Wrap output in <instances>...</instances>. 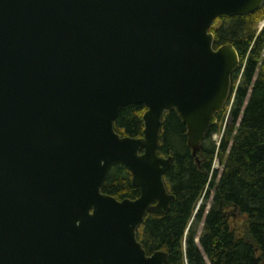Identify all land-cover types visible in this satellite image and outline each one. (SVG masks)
Returning a JSON list of instances; mask_svg holds the SVG:
<instances>
[{
  "label": "water",
  "instance_id": "water-1",
  "mask_svg": "<svg viewBox=\"0 0 264 264\" xmlns=\"http://www.w3.org/2000/svg\"><path fill=\"white\" fill-rule=\"evenodd\" d=\"M263 3L0 0V264H164L136 237L174 200L172 156L157 152L163 115L178 114L198 162L239 65L210 29ZM130 104L146 107L138 138L114 129ZM115 165L137 198L101 191Z\"/></svg>",
  "mask_w": 264,
  "mask_h": 264
},
{
  "label": "trees",
  "instance_id": "trees-1",
  "mask_svg": "<svg viewBox=\"0 0 264 264\" xmlns=\"http://www.w3.org/2000/svg\"><path fill=\"white\" fill-rule=\"evenodd\" d=\"M263 19L264 3L247 15L220 16L210 29L214 48L233 46L239 65L231 75L229 121L224 125L225 106L201 142L198 162L178 114L171 110L163 115L157 152L172 156L163 180L174 200L165 214H147L136 237L147 254L166 252L164 264H264V27L257 29ZM145 111L142 104L123 107L115 131L141 137ZM215 133L220 134L217 146L211 140ZM215 160L222 166L219 177ZM101 191L118 200L139 196L131 173L121 165L109 170ZM202 217L198 246L194 238Z\"/></svg>",
  "mask_w": 264,
  "mask_h": 264
},
{
  "label": "rangeland",
  "instance_id": "rangeland-1",
  "mask_svg": "<svg viewBox=\"0 0 264 264\" xmlns=\"http://www.w3.org/2000/svg\"><path fill=\"white\" fill-rule=\"evenodd\" d=\"M263 27H264V19L261 22L258 23L257 29L260 31ZM232 98H233V93H232V96H231L230 101L229 102L227 101L226 104L224 105V108L226 106V109H225V112H224V121H223L224 122V125H226V122L229 121V119H228V117H229V115H228V113H229L228 112V109L230 108ZM211 140L217 146L219 144V141H220V134L219 133L212 134ZM213 167L217 171V173H218L217 176L219 177V174H220V171L222 169V166L219 164L218 160H215L213 162ZM212 197H213V191L210 192V196H209L208 200L204 203L205 204L204 214H205V212L207 211V209H208V207L210 205V202L212 200ZM202 201H201V203H202ZM202 227H203V217L200 220V222H198V225L196 227V232H195L194 241H195V243L198 246H199V244H198V237H199V235H200V233L202 231Z\"/></svg>",
  "mask_w": 264,
  "mask_h": 264
},
{
  "label": "flooded vegetation",
  "instance_id": "flooded-vegetation-1",
  "mask_svg": "<svg viewBox=\"0 0 264 264\" xmlns=\"http://www.w3.org/2000/svg\"><path fill=\"white\" fill-rule=\"evenodd\" d=\"M153 253V252H152ZM152 253H150V254H152ZM150 254H147V255H150Z\"/></svg>",
  "mask_w": 264,
  "mask_h": 264
}]
</instances>
